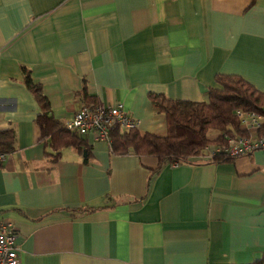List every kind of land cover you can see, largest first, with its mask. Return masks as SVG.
Returning <instances> with one entry per match:
<instances>
[{
	"label": "crops",
	"instance_id": "obj_1",
	"mask_svg": "<svg viewBox=\"0 0 264 264\" xmlns=\"http://www.w3.org/2000/svg\"><path fill=\"white\" fill-rule=\"evenodd\" d=\"M23 67L64 122L86 105V88L101 104L123 103L142 131L166 135L151 92L207 100L217 73L264 91V0H0V130L16 133L0 166V222L17 229L19 264H244L264 255V150L152 174L158 158L116 155L86 135L88 152L67 147L53 163Z\"/></svg>",
	"mask_w": 264,
	"mask_h": 264
},
{
	"label": "trees",
	"instance_id": "obj_2",
	"mask_svg": "<svg viewBox=\"0 0 264 264\" xmlns=\"http://www.w3.org/2000/svg\"><path fill=\"white\" fill-rule=\"evenodd\" d=\"M23 69L25 83L41 108L36 120L41 129V140L46 148H50L45 152L47 158L53 163L58 162L62 150L67 147H73L81 153L88 152L85 136L70 130L66 122L53 115L51 102L42 85L34 82L29 69ZM215 81L218 86L207 89V100H178L170 99L163 93H149L153 106L167 117V134L157 135L139 128L122 130L115 125L110 133L111 151L116 155H125L132 151L140 157L158 158L159 165L152 172L155 174L165 163H199L196 156L202 147L214 142L224 144L227 135L245 134L236 111L263 109L264 91L239 74L217 73ZM82 96L86 105H101L98 97L90 94L86 88L83 89ZM211 132L217 134L215 139L211 137ZM15 142L16 133L13 129L0 130V151L11 153ZM235 158L221 153L209 161L223 163ZM244 264H264V255Z\"/></svg>",
	"mask_w": 264,
	"mask_h": 264
},
{
	"label": "built area",
	"instance_id": "obj_3",
	"mask_svg": "<svg viewBox=\"0 0 264 264\" xmlns=\"http://www.w3.org/2000/svg\"><path fill=\"white\" fill-rule=\"evenodd\" d=\"M240 126L245 134L227 135L224 144L210 143L201 148L196 156L199 161H208L219 154L239 157L255 150H264V108L260 110L236 111ZM67 127L80 135H91L95 140L110 143L111 129L118 125L122 130L139 128L140 121L132 116L123 103L99 106L84 105L66 122ZM10 153L0 151V166ZM177 165V164H176ZM17 229L13 222L4 219L0 222V264H19L21 246L17 243Z\"/></svg>",
	"mask_w": 264,
	"mask_h": 264
},
{
	"label": "rangeland",
	"instance_id": "obj_4",
	"mask_svg": "<svg viewBox=\"0 0 264 264\" xmlns=\"http://www.w3.org/2000/svg\"><path fill=\"white\" fill-rule=\"evenodd\" d=\"M215 134H216V133H213V132L210 133L211 136H212V135H215Z\"/></svg>",
	"mask_w": 264,
	"mask_h": 264
}]
</instances>
